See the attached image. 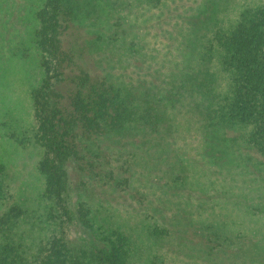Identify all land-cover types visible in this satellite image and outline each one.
Here are the masks:
<instances>
[{"label": "trees", "instance_id": "trees-1", "mask_svg": "<svg viewBox=\"0 0 264 264\" xmlns=\"http://www.w3.org/2000/svg\"><path fill=\"white\" fill-rule=\"evenodd\" d=\"M233 1L0 0V264H264V0Z\"/></svg>", "mask_w": 264, "mask_h": 264}, {"label": "rangeland", "instance_id": "rangeland-1", "mask_svg": "<svg viewBox=\"0 0 264 264\" xmlns=\"http://www.w3.org/2000/svg\"><path fill=\"white\" fill-rule=\"evenodd\" d=\"M248 2H250V0H234L233 1V3H232V5L233 4H235V3H237V6L232 10L233 12H234V14H235V12H236V9L238 8V6H240V4L241 3H248ZM231 12V11H230ZM228 15H229V13H228ZM228 15H227V17H228ZM231 16H232V14H230ZM225 22H227L226 20H225ZM21 70V69H20ZM18 71L16 70V73H17ZM17 80H19V81H21V82H23L24 81V77H23V73H22V76H19L18 78H17ZM23 88V87H22ZM25 101V100H24ZM24 101H21V103L20 104H18V106H20V107H22L23 109H24V104L26 103V101L24 102ZM28 103H26V105H27ZM29 106V105H28ZM13 107H14V105H13ZM15 108V107H14ZM13 112V111H12ZM25 116H26V114H25ZM4 118H2V120H3ZM7 119H9L8 118V115H7ZM21 119H24V116H21ZM4 120H6V119H4ZM6 121H8V120H6ZM18 122H22L21 120H20V117H19V121ZM8 124V126H6L5 128L4 127H0V152L2 151V153L3 154H8V152L9 153H11V148H12V144H11V139L10 138H8V137H6L7 135H5V133L6 134H9L10 133V131H11V125L9 124V123H7ZM16 123H15V125H14V127H16ZM2 132H4V133H2ZM27 156V155H26ZM24 157V158H26V160H27V163H28V166L26 167V171H27V174L28 173H32L33 172V170H32V168H31V160L28 158V157ZM33 175H34V173H33ZM33 175L30 177V178H28V180H31L32 182H33ZM36 182V180H34V182L33 183H35ZM38 182V181H37ZM37 182H36V184H37Z\"/></svg>", "mask_w": 264, "mask_h": 264}]
</instances>
